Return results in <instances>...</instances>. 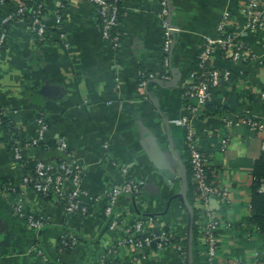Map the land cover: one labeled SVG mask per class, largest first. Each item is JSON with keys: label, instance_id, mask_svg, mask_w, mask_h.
Listing matches in <instances>:
<instances>
[{"label": "crops", "instance_id": "0c3cea01", "mask_svg": "<svg viewBox=\"0 0 264 264\" xmlns=\"http://www.w3.org/2000/svg\"><path fill=\"white\" fill-rule=\"evenodd\" d=\"M171 24L178 29L163 62L164 30L160 0H121L118 47L103 39L95 6L88 0H45L43 39L25 21L14 23L0 54V107L17 133L0 128V264H207L203 224L218 222L220 250L214 264H264V236L250 222L254 168L264 153V132L243 120L264 126V35L248 33L239 0H168ZM19 5L0 6V21ZM230 14L235 29L252 54L246 64L228 66L243 75L216 92L227 110L215 117L188 114L183 99L200 45L216 38ZM216 68H226L214 57ZM153 74L142 86L139 73ZM188 116L201 148L212 132L230 141L213 148L210 165L214 182L228 188L231 202L210 197L193 229V206L187 185L189 157L186 131L173 123ZM44 118L47 138L64 141L80 164L81 190L87 197L142 182L139 193L123 195L114 209L121 226L105 231L104 202L88 216L68 214L54 196L41 197L23 185L26 175L11 146L40 137ZM226 121L233 124H227ZM239 124H236L238 123ZM155 142L167 168L159 169L151 154ZM35 162L50 161L42 147L26 148ZM53 160V159H51ZM126 171V172H124ZM1 179L13 181L18 192H7ZM46 220L41 230L29 226L18 212ZM143 223L142 235L168 231L179 239L159 251L134 252L120 247L110 255L126 226ZM79 237L71 249L59 248L64 234Z\"/></svg>", "mask_w": 264, "mask_h": 264}, {"label": "built area", "instance_id": "2783aa9c", "mask_svg": "<svg viewBox=\"0 0 264 264\" xmlns=\"http://www.w3.org/2000/svg\"><path fill=\"white\" fill-rule=\"evenodd\" d=\"M7 0H0V6H4ZM121 0H113V3H108L105 0H88L96 8L97 17L101 19L100 30L103 39L110 41L114 46L118 47L121 41V33L119 31V8L117 3ZM240 11L244 19L245 30L257 36L264 35V0H239ZM160 16L163 20L164 43H163V62L165 66L170 63V54L175 44V37L178 29L170 22L171 9L168 0H160ZM24 4L19 5L17 15H21L26 11ZM14 14H8L1 20V26L13 21ZM230 14H227L218 27L216 38L205 39L200 45V50L197 56L196 69L191 73L189 83L185 88L183 99L185 100V110L188 114L197 116L204 110L205 105L211 100V90L218 88L221 84L226 83L228 86L233 85L231 70L226 68H216L214 65V57L218 56L223 63L228 66L246 64L252 60V54L246 44L241 39L240 32L235 29V24L231 19ZM32 33H36L38 39H43L46 34V26L43 21V14L38 11L30 27ZM7 33L0 29V54L6 44ZM141 85L144 86L147 81L155 80L153 74L139 73ZM4 111V110H3ZM4 114L5 111H4ZM2 113L0 112V118ZM37 123L40 128V137L37 140H31L24 143H19L13 149L14 159L20 163L23 159V152L26 148L41 147L48 142L47 133L48 125L44 118H39ZM177 126L182 127L186 131V146L190 155V162L193 170V181L196 185V206H205L210 197H216L225 204L231 202L230 192L228 188L218 185L214 180L209 181L208 170H210V157L200 152L196 144V132L193 129L188 116L179 118L173 121ZM227 124H233L226 121ZM242 123L249 125L259 132H264V126L252 120H243ZM236 124H239L236 123ZM229 137H225L221 141L220 150H224L229 144ZM57 150L66 154V159L57 162L53 159L50 161H39L36 165L34 176L26 175L23 179L24 186H30L37 194L43 196H54L64 206L68 214L88 216L90 208L94 205L104 202V214L110 219V231H117L121 224L114 217V209L117 206L119 199L123 195H134L140 192L143 183L138 181H126L120 188H115L110 191H105L97 197H87L81 190V179L83 170L69 152L64 141H59ZM126 172V171H124ZM15 185L5 187L7 192H15ZM264 190V188L262 189ZM18 212L24 217L35 230H41L46 220L44 218H35L34 215L26 216L25 212L18 207ZM205 213L202 214L204 216ZM218 222L212 220L208 224L201 225L202 234L205 245L207 247V264H214L220 250V242L216 235ZM143 223L140 221L134 222L130 226H126L123 231V236L118 244L109 250L110 255L116 253L118 248H131L134 252H142L146 248H150L153 242H156V249L161 251L168 245L170 239L175 236L165 231H160V235L155 233L143 236ZM78 244V239L71 234L65 233L61 237L59 246L66 248H74ZM179 253L184 256L181 245L176 244ZM106 258L102 259L100 264H104ZM48 264H56L49 262Z\"/></svg>", "mask_w": 264, "mask_h": 264}, {"label": "trees", "instance_id": "16d2710c", "mask_svg": "<svg viewBox=\"0 0 264 264\" xmlns=\"http://www.w3.org/2000/svg\"><path fill=\"white\" fill-rule=\"evenodd\" d=\"M108 3H113V0H105ZM44 2L45 0H19V5H23L27 8L26 11L21 14V15H17V9L19 8V5L12 9L11 11L8 12V14H14L15 18L13 21H10L9 23L1 26V21H0V29L1 31L5 30L7 35L8 32L11 28V26L16 23L19 22L21 20L25 21L26 24L28 26H32L33 20L36 16V13L38 11H40L42 14L45 13V6H44ZM121 2L119 1L117 3V6L119 8V16H118V21L120 22V18H121ZM10 4V0H7L4 4V6H7ZM7 14V15H8ZM98 24H101V19L99 17L96 18ZM34 36H36V33H33ZM5 46L3 47L4 50ZM2 50V51H3ZM197 63V61H196ZM227 67L229 64H226ZM229 68V67H228ZM195 69H196V65H195ZM194 69V70H195ZM230 69V68H229ZM194 70L192 71V73L194 72ZM231 70V77H232V82L233 84L239 80L240 78L243 77L242 74H240L239 71H235L233 69ZM222 86H228L226 83L221 84L218 88L216 89H212L211 90V100L207 102V104L205 105V108L203 110V116L202 117H215V116H219L221 114H223L226 110L227 107L223 104L221 97L218 96V93L216 92L220 87ZM0 112L2 113L1 118H0V128H4L6 131L11 132V133H17V130L14 126V124L9 121L4 114V111L2 110V108L0 107ZM225 137H221L217 132H212L211 135L209 136V138L207 139V141L204 143V145L201 147L200 152H202L203 154H205L207 157H210V153L212 151L213 148H220L221 145V141L224 139ZM15 146H17V144H14L13 147L11 146V150L13 152V149L15 148ZM59 146V142H57V140L55 139H49L48 142L44 145H42L41 147L44 149L45 153H46V158L51 160V159H56L58 160L57 162H60L64 159H66V154L61 153L57 150ZM187 153H188V157H189V163H188V174H187V185H188V191H189V198L190 201L192 203V206L195 203V197H196V185L194 184L193 181V170H192V165L190 162V155H189V151L186 148ZM47 161V160H44ZM21 166L23 167V170L25 171V174H30L31 176H34V172H35V168L37 165V162L30 160L29 158L26 157V154L23 152V159L20 161ZM208 176H209V181L210 180H214L213 175H212V168H210V170H208ZM2 184L4 187H9L12 185H14L13 181L11 180H7V179H1ZM264 188V153L260 156V158L258 159V161L256 162L255 168H254V178H253V184L251 186V210H252V216L250 219V222L255 225L260 233L264 236V190H262ZM19 190L16 188L15 192H18ZM41 197L47 198L50 196H43L41 194H39ZM90 212H91V208H90ZM89 212V214H90ZM26 216H28L29 214L25 213ZM203 214V211L200 209H197L193 206V229L195 232V235L198 234L199 231V226H198V221L200 220L201 216ZM38 218V217H35ZM104 218H105V228L104 230L107 231L109 230V226H110V219H108L105 214H104ZM167 234L169 235V232L166 231ZM75 236V235H74ZM147 236V235H145ZM78 239V242L80 241L79 237L75 236ZM169 243L171 244H178L179 243V239L178 238H174V239H170ZM61 249H70V248H66L63 247L62 245L59 247ZM204 250V256L201 257V259L207 262V247L206 245L203 247Z\"/></svg>", "mask_w": 264, "mask_h": 264}, {"label": "water", "instance_id": "95a60500", "mask_svg": "<svg viewBox=\"0 0 264 264\" xmlns=\"http://www.w3.org/2000/svg\"><path fill=\"white\" fill-rule=\"evenodd\" d=\"M151 154L155 160V164L156 166L159 168V169H165L167 168L165 163H164V159H163V156H162V153L161 151L159 150L157 144L155 142H152L151 144ZM157 236L160 235V232H158L157 230H155L154 232ZM152 248H155L156 247V242H153L152 245H151ZM188 261H189V264L191 263V256H190V246L188 248Z\"/></svg>", "mask_w": 264, "mask_h": 264}]
</instances>
